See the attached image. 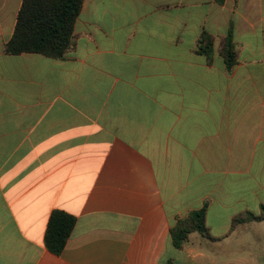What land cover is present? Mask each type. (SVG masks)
<instances>
[{"label":"crops","instance_id":"1","mask_svg":"<svg viewBox=\"0 0 264 264\" xmlns=\"http://www.w3.org/2000/svg\"><path fill=\"white\" fill-rule=\"evenodd\" d=\"M21 3L0 0V264H264V220L232 224L264 204V0H83L59 59L4 52ZM205 202L210 237L174 247Z\"/></svg>","mask_w":264,"mask_h":264},{"label":"trees","instance_id":"2","mask_svg":"<svg viewBox=\"0 0 264 264\" xmlns=\"http://www.w3.org/2000/svg\"><path fill=\"white\" fill-rule=\"evenodd\" d=\"M83 0H22L16 16L13 34L4 46V52L19 54L36 52L51 58H63L74 47L73 26ZM223 3L224 0H216ZM214 37L202 32L197 45V52L210 59L214 52ZM218 54L223 58L227 70L237 63V46L232 38L230 27L225 37L221 38ZM206 202L202 207L189 211L177 218L170 228V238L174 247L182 248L190 233L197 232L210 237L205 225ZM264 220V204L258 214L250 211L235 216L232 224ZM75 224V217L62 210H53L49 216L44 242L47 249L55 254L61 252Z\"/></svg>","mask_w":264,"mask_h":264}]
</instances>
